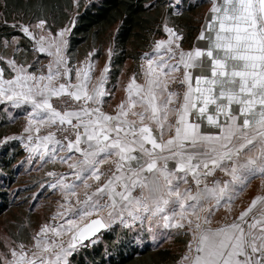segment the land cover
Returning <instances> with one entry per match:
<instances>
[{"label": "snow or ice", "instance_id": "obj_1", "mask_svg": "<svg viewBox=\"0 0 264 264\" xmlns=\"http://www.w3.org/2000/svg\"><path fill=\"white\" fill-rule=\"evenodd\" d=\"M209 13L200 43L187 51L183 34L164 24L167 40L155 42L156 55L140 57L144 82L133 74L114 113L103 110L112 46L93 82L91 52L69 65L75 19L55 34L46 18L18 26L50 59L44 71L38 61L0 56L8 70L0 67V104L26 113V136L5 139L26 141L39 162L66 171L46 173L59 196L49 222L31 243L8 246L0 264H70L78 246L113 225L190 236L175 264H264V191L231 223L212 227L221 208L233 212L251 180L259 177L264 190V0H212ZM177 80L182 95L169 89Z\"/></svg>", "mask_w": 264, "mask_h": 264}, {"label": "trees", "instance_id": "obj_2", "mask_svg": "<svg viewBox=\"0 0 264 264\" xmlns=\"http://www.w3.org/2000/svg\"><path fill=\"white\" fill-rule=\"evenodd\" d=\"M78 4L79 7L73 0H0V53L4 40L13 37H20V45L32 53L29 38L19 30L20 24H34L38 18H46L51 26L49 30L55 33L65 25L72 27L69 21L75 19L68 38V53L78 60L95 50L93 57L97 59L112 46L115 52L109 80L115 87L126 63L137 61L164 36L165 23L188 29L190 45L202 26L198 14L202 4L187 0L175 7L170 0H78ZM175 9L180 12L175 13ZM13 24L17 27H12ZM5 106L0 104V139L9 133ZM23 152L19 141L14 139L1 153L0 166L5 177L0 179V215L9 212L13 205L10 189L19 171V166L14 165ZM112 229L102 231L95 245L89 246L87 241V247H80L71 255L70 264H175L183 254L185 239L178 238L175 232L172 233L174 243L168 244L153 237L148 241L138 230L128 232L118 225Z\"/></svg>", "mask_w": 264, "mask_h": 264}, {"label": "rangeland", "instance_id": "obj_3", "mask_svg": "<svg viewBox=\"0 0 264 264\" xmlns=\"http://www.w3.org/2000/svg\"><path fill=\"white\" fill-rule=\"evenodd\" d=\"M171 4L175 7L179 4H183L184 0H170ZM188 3H200L202 6L198 9V14H200V22L203 23L205 15L212 5V0H187ZM175 13H179L180 10L175 9ZM202 19V21H201ZM35 24V23H34ZM32 24V25H34ZM202 25V24H201ZM169 27H172L178 33H182L183 37L180 42V48L187 51L192 48L193 43L190 45L188 43V29L186 28H177L173 25L168 24ZM71 27V26H70ZM201 28V27H200ZM34 32L36 33V39L39 38V30L35 29ZM53 34H55L53 32ZM70 34V33H69ZM69 34L67 39L69 38ZM199 32L197 33V35ZM196 35V37H197ZM16 40L14 41L11 38L8 41L7 47L3 42V46L1 49L0 56L6 58H14L17 63H25V64H32L36 61V67L38 69L46 71V65L49 62L50 57L47 56L46 53H40L35 51L33 45L35 43L34 40L30 39V48L32 49V53L23 46L20 45L22 41L20 37H15ZM168 34L164 31V36L160 37L158 40H167ZM5 41V40H4ZM155 45V44H154ZM154 45L151 49L144 53H148L149 56H154ZM106 48L105 54L101 56V58L95 59L93 57V53L96 51L91 52V60L95 64V72L100 71L105 63H109L108 52ZM66 53L69 59V65L74 67L75 63H78L81 60H85L88 56L84 55L80 58L73 59L70 54L68 53V47L66 49ZM143 53V54H144ZM164 58H167L165 50L162 49L161 52ZM142 54V55H143ZM141 57V56H140ZM176 59H178V51ZM98 61V62H97ZM170 63L172 61H169ZM143 61L139 58L137 61H128L124 67L123 74H119L117 77L118 85L115 87L110 84V80L106 82V89L110 90V98L111 95H114L116 91L120 89V93L122 91L121 88L124 89L126 83L135 73L136 79H142V73L140 72V65ZM0 67H4L6 69L5 75H8L7 65L4 63L0 65ZM31 70V69H29ZM110 71V70H109ZM121 75V77H120ZM177 77L182 76V72L175 74ZM112 86V87H111ZM169 89L174 90L182 95L183 86L179 84L178 80L169 84ZM119 93V97L122 94ZM7 106V105H6ZM4 107L5 119H8L9 122V133L5 137L0 139V156L5 148V146L13 141L15 138L12 139H5L6 137H19L21 135H25L23 133V128L26 123V113L22 110V108H13L9 105V107ZM43 134V130H42ZM16 140V139H15ZM20 143V146L23 149V154L18 158L17 164L14 167H18L19 171L16 174L15 184L10 189V201L13 202L10 211L0 215V253H4L7 251L8 246H15L16 244L23 242L25 244L31 243V236L35 230H38L39 226L43 223L49 222V217L53 212L56 210V203L59 199L58 194H54L50 188L46 186V182L49 180V177L46 175L48 171L56 170V171H66V168L63 169L62 166L57 164L55 169L52 164H42L39 162L38 156H33L29 153V151L25 148L26 141H22L17 139ZM5 171L0 166V179L5 177ZM44 185V187H42ZM113 225L112 227H114ZM144 236H147L148 241H151V238L159 239L164 241L165 243L172 244L174 243V238L172 237V233L174 230L164 229L162 227H155L152 232H148L146 229L141 231ZM176 233V232H175ZM177 234V233H176ZM171 236V239H168V236ZM180 239L183 240V251H185V245L190 236L187 235H176ZM98 237V238H97ZM93 239V242L88 243L89 246L95 245L99 240L100 236H97ZM165 237V238H164ZM142 243V241H140ZM182 243V242H181ZM80 246L76 249L78 251ZM75 251V252H76ZM71 255L68 257L70 259Z\"/></svg>", "mask_w": 264, "mask_h": 264}, {"label": "crops", "instance_id": "obj_4", "mask_svg": "<svg viewBox=\"0 0 264 264\" xmlns=\"http://www.w3.org/2000/svg\"><path fill=\"white\" fill-rule=\"evenodd\" d=\"M211 6H210V8H211ZM210 8L208 9V11L206 13L205 18H206L207 15L210 14L209 13ZM205 18H204V21H203L202 25H204V23H205ZM198 35H197V37H198ZM197 37H196L192 47H195V46H197L200 43L197 40ZM153 54L156 55V53H154V52H153ZM160 55L163 56L162 53H160ZM81 61H84V59L81 60ZM79 62L75 63L74 67L78 66ZM100 71H98V72L94 71L93 72V77H92L93 82L96 81V78L99 76ZM129 80H128V82H129ZM128 82L126 83L124 89L121 88L122 89L121 93H120V89H119L118 91H116V93L114 95H111V98H110V95H109V97H105L106 102L103 105V110L105 112H107V113H114L115 112V106L120 102V100L124 99V97H125V91L124 90H125ZM136 82L137 83H141V84L144 82L143 73H142V79L141 80H137L136 79ZM104 86L106 87V83H105ZM119 93L122 94V96L119 97ZM170 120L174 121V116H170ZM204 130L208 131V132H210L212 134H216L218 132V129L209 128L207 126H205ZM166 138H167V133L165 134V139ZM169 164L171 166V165L174 164V162L173 161H169ZM110 167H112L111 164H105V165L102 166V169L103 170H107ZM64 168H66V166H63V169ZM60 171H62V170H60ZM64 171H65V169H64ZM262 191H264V190L261 189L260 178L257 177L255 179L251 180L249 186L247 188H245L242 192H239L238 197H237V199L235 200V202L233 204V212L231 214H229V215H226L225 214V210L223 208H221L219 211H217V213L212 218V220H213L212 227H217V226L223 225L225 223H231L232 220L234 219V217L236 215H238L240 211H242L244 208H246L248 206V204L251 201V198H253L257 194H261Z\"/></svg>", "mask_w": 264, "mask_h": 264}, {"label": "water", "instance_id": "obj_5", "mask_svg": "<svg viewBox=\"0 0 264 264\" xmlns=\"http://www.w3.org/2000/svg\"><path fill=\"white\" fill-rule=\"evenodd\" d=\"M105 230H106V229H105ZM102 231H104V230H102ZM102 231H101V233H102ZM99 234H100V233H98L97 236H98ZM94 238H95V237H94ZM94 238H93V239H94ZM86 242H87V241H85V243H86Z\"/></svg>", "mask_w": 264, "mask_h": 264}]
</instances>
